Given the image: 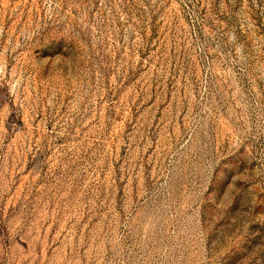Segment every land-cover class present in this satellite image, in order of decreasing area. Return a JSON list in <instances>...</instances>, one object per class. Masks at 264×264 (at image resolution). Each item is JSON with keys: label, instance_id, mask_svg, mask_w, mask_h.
I'll list each match as a JSON object with an SVG mask.
<instances>
[{"label": "rangeland", "instance_id": "obj_1", "mask_svg": "<svg viewBox=\"0 0 264 264\" xmlns=\"http://www.w3.org/2000/svg\"><path fill=\"white\" fill-rule=\"evenodd\" d=\"M0 264H264V0H0Z\"/></svg>", "mask_w": 264, "mask_h": 264}]
</instances>
